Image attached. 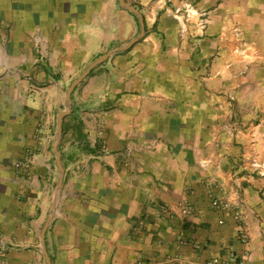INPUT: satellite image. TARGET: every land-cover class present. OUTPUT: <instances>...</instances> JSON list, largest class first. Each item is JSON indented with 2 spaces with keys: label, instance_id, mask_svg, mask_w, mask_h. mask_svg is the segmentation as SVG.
I'll return each instance as SVG.
<instances>
[{
  "label": "crops",
  "instance_id": "1",
  "mask_svg": "<svg viewBox=\"0 0 264 264\" xmlns=\"http://www.w3.org/2000/svg\"><path fill=\"white\" fill-rule=\"evenodd\" d=\"M126 1L145 37L72 94L52 213L63 80L138 23L117 0H0V264H47L50 218L52 264H264V0Z\"/></svg>",
  "mask_w": 264,
  "mask_h": 264
},
{
  "label": "water",
  "instance_id": "2",
  "mask_svg": "<svg viewBox=\"0 0 264 264\" xmlns=\"http://www.w3.org/2000/svg\"><path fill=\"white\" fill-rule=\"evenodd\" d=\"M119 3H120V6L128 9L129 11H131L133 14H135L138 17L139 23H140V29H141L140 35L135 37V38H133L126 46L115 47V48L109 50L107 53L102 54L97 59H95L92 62V64H90V66L83 72V74H81L76 80L73 81V83L70 85V87L66 91V95H65V104L66 105H65V109L57 117V131H56V138H55L54 145H53V151H54L55 159H56V166H57V169L59 171L60 177H59V181H58V184H57V190H56L54 202L52 204V213L55 210L57 199H58V195H59V191L62 188L63 181H64L65 169H64V166H63V162H62L61 152L59 150V144H60L61 136H62V133H63V120L72 111L71 110V102H72V94H73L74 90L76 89V87L87 76H89V74L91 73V71L93 69H95L97 66H99L100 64H102L106 60H108L109 57L112 56L113 54H115V53H117L119 51L128 50L134 44H136L141 39H143L145 37V34H146L145 21H144V18L142 16V14L140 13V11L136 7L130 5L126 0H120ZM50 219L46 223V225H45V227L43 229V232H42V244H43V250H44L45 255H46L47 264H52L51 263V259H50V257L47 254V249H46V246H45L46 231L48 229V226H49V223H50Z\"/></svg>",
  "mask_w": 264,
  "mask_h": 264
},
{
  "label": "rangeland",
  "instance_id": "3",
  "mask_svg": "<svg viewBox=\"0 0 264 264\" xmlns=\"http://www.w3.org/2000/svg\"><path fill=\"white\" fill-rule=\"evenodd\" d=\"M119 1L120 0H117V6L118 5H120L119 4ZM120 7H122V6H120ZM122 8H124V7H122ZM125 10H128V9H125ZM128 12H130L131 14H133L131 11H129L128 10ZM134 15V14H133ZM135 17H136V19H137V23H138V30H137V32H136V34H135V36L133 37V38H135V37H137V36H139L140 35V31H141V29H140V23H139V19H138V17L136 16V15H134ZM144 18V17H143ZM4 27H5V25H4ZM10 27H11V25L8 27V28H6V30H4V32H5V34L6 33H8V32H10ZM7 30H9L8 32H7ZM1 38V37H0ZM6 39V38H5ZM117 45V44H116ZM113 48H115V47H113V46H111V47H109L105 52H103L102 54H105V53H107L109 50H111V49H113ZM101 54V55H102ZM100 55V56H101ZM99 57V56H98ZM95 60V59H94ZM93 60V61H94ZM93 61H91V62H89V63H87V64H85V66L78 72V73H76L75 74V77H72V78H70V79H65V80H63L64 81V93H65V95H66V91L68 90V88L70 87V85L73 83V81L74 80H76L81 74H83V72L90 66V64H92V62ZM94 70V69H93ZM32 78L33 79H27L26 80V89H27V93L29 92V90L30 89H33V87H36V88H38V87H44V84L45 83H47L48 81L47 80H45L44 78L42 79V78H39L38 77V75L36 76V77H34V76H32ZM82 83V82H81ZM80 83V84H81ZM79 84V85H80ZM78 85V86H79ZM78 86L76 87V89L78 88ZM75 89V90H76ZM74 90V91H75ZM74 93V92H73ZM66 105V104H65ZM27 108H28V105H27ZM65 109V106H63V110ZM62 110V111H63ZM67 117V116H66ZM56 131H57V126H55L54 127V130H53V135H54V137H53V144H54V140H55V138H56ZM15 244H16V242L14 241V238L12 237V236H10L7 232H4V230H0V261L1 260H5L6 258H7V260H6V262H8V254L10 253V251H11V249H13L14 247H15ZM42 246H43V244H42Z\"/></svg>",
  "mask_w": 264,
  "mask_h": 264
},
{
  "label": "built area",
  "instance_id": "4",
  "mask_svg": "<svg viewBox=\"0 0 264 264\" xmlns=\"http://www.w3.org/2000/svg\"><path fill=\"white\" fill-rule=\"evenodd\" d=\"M177 11L179 12L180 11V9H177ZM201 15V18H204V15L203 14H200ZM190 16V12L189 11H187V17H189ZM202 21H204L203 19H202ZM203 24H205V22L203 23ZM28 161V159H25L24 161H22V162H19V163H17L16 164V167L17 168H20V167H23V166H25L26 165V162ZM213 205L215 206V207H222V206H224L225 205V201L222 199V198H219V197H215L214 199H213ZM168 209V208H167ZM192 207L188 204V205H185V207H184V210H185V213L187 214V215H189L191 212H192ZM171 210L169 209V213H171V214H173L172 213V211L170 212ZM172 216V215H171ZM209 264H215L214 262H210ZM219 264H222V263H219Z\"/></svg>",
  "mask_w": 264,
  "mask_h": 264
}]
</instances>
